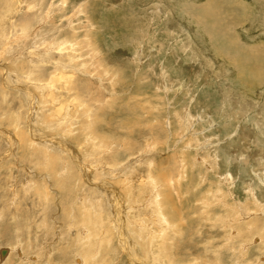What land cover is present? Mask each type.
<instances>
[{
	"label": "rangeland",
	"instance_id": "374dc122",
	"mask_svg": "<svg viewBox=\"0 0 264 264\" xmlns=\"http://www.w3.org/2000/svg\"><path fill=\"white\" fill-rule=\"evenodd\" d=\"M90 243L264 264V0H0V264Z\"/></svg>",
	"mask_w": 264,
	"mask_h": 264
},
{
	"label": "bare ground",
	"instance_id": "6f19581e",
	"mask_svg": "<svg viewBox=\"0 0 264 264\" xmlns=\"http://www.w3.org/2000/svg\"><path fill=\"white\" fill-rule=\"evenodd\" d=\"M210 2V1H209ZM201 10V9H200ZM204 11V10H203ZM210 15H212V14H210ZM207 17H209L208 15H207ZM202 18V17H201ZM209 18H212L211 16L209 17ZM214 18V17H213ZM54 52V51H53ZM68 76H70V75H61V77H68ZM72 77V76H71ZM69 81H67V83H68ZM56 143V142H55ZM63 145V144H62ZM64 146V145H63ZM54 148V147H53ZM67 148V147H66ZM45 149V148H44ZM47 149V148H46ZM48 150V149H47ZM63 151H65V150H63ZM42 152V151H41ZM42 153H46L45 151H43ZM59 153V152H58ZM75 157V156H74ZM112 162H113V160H112ZM114 163H116V160L114 161ZM113 163V164H114ZM47 166V165H46ZM113 168V167H112ZM120 168V167H119ZM46 169V168H45ZM118 169V168H117ZM125 169V168H124ZM84 170V171H83ZM82 171L84 172V173H86L85 172V169H83ZM89 171V170H88ZM127 171V170H126ZM88 174V173H87ZM87 178V177H86ZM91 180V179H90ZM99 187V186H98ZM114 196V195H113ZM119 197V196H118ZM83 200V199H82ZM86 201H88V200H86ZM115 206V205H114ZM128 206V205H127ZM118 207V206H117ZM114 210H115V208H114ZM120 210V209H119ZM118 211V210H117ZM122 211V210H121ZM116 213V212H115ZM162 217V216H161ZM164 217V216H163ZM131 220H133V219H131ZM163 220V219H162ZM137 221V220H136ZM136 221L135 220H133V221H130V224L132 225V226H136V227H138V230H139V232L135 235V237L136 238H140V239H142V240H146V239H149L150 238V236L148 235V229H146L145 228V226L143 225V223H140L139 225H138V223H137V225H135L134 223H136ZM161 220L159 219V222H160ZM84 223V222H83ZM89 224H93V222H90V220L87 222V224H86V222L84 223V225H89ZM95 224V223H94ZM127 224H128V222H127ZM83 225V226H84ZM119 225V224H118ZM103 226V225H102ZM126 226V225H125ZM88 227H90V226H88ZM86 228V227H85ZM93 228V227H92ZM130 228V227H129ZM126 229V228H125ZM78 230V229H77ZM80 230V229H79ZM167 230V229H166ZM81 231V230H80ZM84 231H86L85 229H84ZM126 231H128V230H126ZM125 231V232H126ZM79 232V231H78ZM98 232V231H97ZM100 232H101V234L100 235H105L104 234V232H102V229H100ZM86 233H87V231H86ZM158 233V232H157ZM80 235H82L81 233H79ZM78 234V235H79ZM84 234V233H83ZM98 234H99V232H98ZM125 234V233H124ZM79 235V236H80ZM97 235V234H96ZM91 236V235H90ZM98 236V235H97ZM162 236V237H161ZM159 237L161 238V239H164L165 237H164V233L163 232H160L159 233ZM102 238V237H101ZM123 238V237H122ZM96 240V239H95ZM79 241V240H78ZM148 241H151V240H148ZM147 241V242H148ZM80 242V241H79ZM94 241H92L91 243H93ZM97 242H99L100 244H102V246L103 245H105V250H106V235L100 240V241H97ZM136 242V241H135ZM91 243L90 244H87L88 246L86 247V250L85 251H87L88 252V254H82V255H80V256H78V257H76V259L74 260V263L73 264H76L75 262H77V264H84V263H86V261H88V259L89 258H93L95 255V252L97 251V249H100L102 246H100V247H98V248H95L94 249V247H92L91 248ZM145 243H146V241H145ZM150 243V242H149ZM152 243V242H151ZM138 244V243H137ZM147 244V243H146ZM95 244H93V246H94ZM144 245V244H143ZM90 247V248H89ZM131 247H132V245H131ZM143 247V246H142ZM135 248V247H134ZM145 248H147L146 246H145ZM245 248V247H244ZM85 249V248H84ZM147 251V250H146ZM138 252V251H137ZM137 252H136V254H137ZM90 253V254H89ZM97 254H99L98 252H97ZM138 255V254H137ZM145 255H146V253H145ZM149 256V255H148ZM165 256H168V254H166ZM146 257V256H145ZM150 257V256H149ZM137 258V257H136ZM140 258V257H139ZM94 260H96L95 259V257H94ZM3 261V260H2ZM89 262V261H88ZM94 262V261H93ZM89 264H91L90 262H89ZM94 264H96V262H94ZM170 264H172V263H170Z\"/></svg>",
	"mask_w": 264,
	"mask_h": 264
},
{
	"label": "water",
	"instance_id": "95a60500",
	"mask_svg": "<svg viewBox=\"0 0 264 264\" xmlns=\"http://www.w3.org/2000/svg\"><path fill=\"white\" fill-rule=\"evenodd\" d=\"M1 253L5 254V251L3 250Z\"/></svg>",
	"mask_w": 264,
	"mask_h": 264
}]
</instances>
